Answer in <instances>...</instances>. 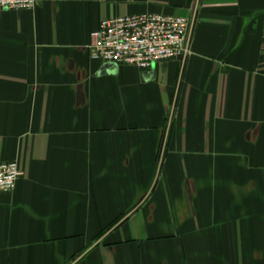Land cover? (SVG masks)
I'll return each mask as SVG.
<instances>
[{"label":"crops","instance_id":"crops-1","mask_svg":"<svg viewBox=\"0 0 264 264\" xmlns=\"http://www.w3.org/2000/svg\"><path fill=\"white\" fill-rule=\"evenodd\" d=\"M149 12L195 13L185 64L102 72L101 21ZM11 161L23 175L0 193V264H264V0L0 10Z\"/></svg>","mask_w":264,"mask_h":264},{"label":"built area","instance_id":"built-area-1","mask_svg":"<svg viewBox=\"0 0 264 264\" xmlns=\"http://www.w3.org/2000/svg\"><path fill=\"white\" fill-rule=\"evenodd\" d=\"M37 0H0V10H34ZM194 12L186 15L141 13L105 18L92 34L90 57L101 63L150 71L162 61L185 64L192 54ZM23 171L17 161L0 162V193L15 189Z\"/></svg>","mask_w":264,"mask_h":264},{"label":"water","instance_id":"water-1","mask_svg":"<svg viewBox=\"0 0 264 264\" xmlns=\"http://www.w3.org/2000/svg\"><path fill=\"white\" fill-rule=\"evenodd\" d=\"M117 64L116 63H106L104 65V68L102 70V72H106V71H111L117 68Z\"/></svg>","mask_w":264,"mask_h":264},{"label":"trees","instance_id":"trees-1","mask_svg":"<svg viewBox=\"0 0 264 264\" xmlns=\"http://www.w3.org/2000/svg\"><path fill=\"white\" fill-rule=\"evenodd\" d=\"M117 221H119V220H117ZM117 221H116L115 223H117ZM115 223H114V224H112V226H113V225H115Z\"/></svg>","mask_w":264,"mask_h":264}]
</instances>
